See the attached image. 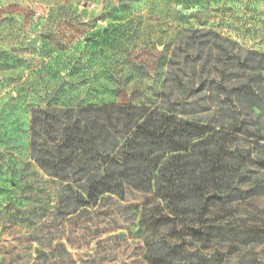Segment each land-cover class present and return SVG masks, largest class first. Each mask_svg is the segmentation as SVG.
I'll list each match as a JSON object with an SVG mask.
<instances>
[{
	"label": "rangeland",
	"instance_id": "obj_1",
	"mask_svg": "<svg viewBox=\"0 0 264 264\" xmlns=\"http://www.w3.org/2000/svg\"><path fill=\"white\" fill-rule=\"evenodd\" d=\"M179 99L252 157L185 218V264H264V0H0V264L62 196L31 156L34 111Z\"/></svg>",
	"mask_w": 264,
	"mask_h": 264
},
{
	"label": "trees",
	"instance_id": "obj_2",
	"mask_svg": "<svg viewBox=\"0 0 264 264\" xmlns=\"http://www.w3.org/2000/svg\"><path fill=\"white\" fill-rule=\"evenodd\" d=\"M181 100L34 111L31 156L62 196L1 264H185V218L235 191L252 157L232 146L241 129L187 119Z\"/></svg>",
	"mask_w": 264,
	"mask_h": 264
},
{
	"label": "water",
	"instance_id": "obj_3",
	"mask_svg": "<svg viewBox=\"0 0 264 264\" xmlns=\"http://www.w3.org/2000/svg\"><path fill=\"white\" fill-rule=\"evenodd\" d=\"M31 46H35V42H33V43L31 44Z\"/></svg>",
	"mask_w": 264,
	"mask_h": 264
}]
</instances>
